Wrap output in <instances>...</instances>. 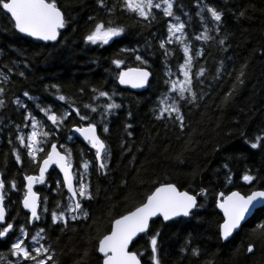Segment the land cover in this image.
I'll use <instances>...</instances> for the list:
<instances>
[{
	"label": "trees",
	"instance_id": "16d2710c",
	"mask_svg": "<svg viewBox=\"0 0 264 264\" xmlns=\"http://www.w3.org/2000/svg\"><path fill=\"white\" fill-rule=\"evenodd\" d=\"M57 2L67 23L56 43H43L19 34L0 13V70L7 71L5 65L12 68L10 81L0 85L7 89L0 97L7 104L0 109V173L6 182L7 215L15 218L14 227L30 216L21 203L23 174H38V164L30 161L24 149L19 150L22 163L15 161L12 148L18 142L14 124L22 123V110H17L11 101L21 96L34 108L31 101L22 97L28 91L39 97L42 104H51L57 110L67 105L55 100L54 90L46 89V85H59L61 93L78 104L90 102L92 88L115 89L118 93L115 99L121 108L109 118V131L103 134L111 152L109 170L104 175L89 169L94 199L84 202L88 218L69 220L65 226L60 222L53 224L50 215L42 214L40 221L26 225L29 234L44 228L43 242L54 253L56 264H102L98 241L109 231L111 220L139 204L158 181H171L186 189L206 188L209 195L198 197L204 206L189 218L170 222L159 219L152 225L153 230L160 232L161 264H264V207L226 242L218 236L222 215L215 207L216 194L221 191L250 194L253 190H264V144L256 149L250 147L256 136H264V0H204L223 12L221 31L212 33L216 39L208 43L193 40V54L196 48L203 49V56L194 61L193 73L200 65L206 72L202 84L193 80L194 90L201 98L194 105L182 104V129L174 120H156L151 111L156 97L166 91L158 40L166 34L170 18L153 9L156 19L147 25L134 14L124 12L119 0H106L108 7L116 6L111 18L123 24L126 32L109 45H91L83 40L93 25L88 18L107 19L105 10L96 0ZM177 3L183 4L193 16L191 37V32L200 27L194 15V0ZM176 11L180 14L178 8ZM220 38H226L224 46L219 45ZM122 47L139 48L146 54L152 76L145 91L122 88L115 80L114 72L118 69L110 60ZM221 61L223 67L217 74ZM178 62H182V52L177 48L168 61L174 72ZM125 66L136 67L138 63L132 56H126V65L122 67ZM34 114L43 118L38 111ZM79 123L73 113L52 139L58 148L64 144L72 150L74 168L79 165L81 150L85 159L93 157L87 144L70 131L73 124ZM125 124L132 127L125 129ZM68 136L73 139L67 140ZM9 138L13 144L8 143ZM49 150L50 144L44 146V153ZM44 153L38 154V161ZM229 172L231 180H226ZM245 173L255 179L245 182L242 179ZM11 179H15L18 190H9ZM58 179L62 181L58 170L52 167L45 175V183L35 187L42 201L47 197L50 210L57 201L63 203L67 195L63 183L57 188ZM11 239L12 236L8 238ZM8 240L0 242V264L16 259L10 255ZM249 244L254 246L252 253L247 251ZM192 248H197L199 255H193ZM132 250L143 253L142 264H151L146 236L140 237Z\"/></svg>",
	"mask_w": 264,
	"mask_h": 264
},
{
	"label": "snow or ice",
	"instance_id": "6c2138e0",
	"mask_svg": "<svg viewBox=\"0 0 264 264\" xmlns=\"http://www.w3.org/2000/svg\"><path fill=\"white\" fill-rule=\"evenodd\" d=\"M96 3L105 10L108 18L96 20L95 17L90 16L88 19L93 21V25L86 32L83 40L85 44L109 45L114 38L122 37L126 28L111 18L116 10L115 5L108 7L106 0H96ZM119 4L124 12L134 14L147 25L156 19L153 9L160 11L163 17L170 18L166 22V34L158 40L166 91L160 92L156 97L151 111L156 120H174L182 129L184 127L182 104L194 105L201 98L194 90L193 80L202 84V77L206 72L205 67L200 65L193 73L194 61L203 56L202 48H196L193 54V40L203 43L215 40L216 37L212 33L221 31L223 12L205 3L204 0H194V15L198 18L200 27L199 30L192 31L190 37L193 16L189 11H185V6L178 4L177 0H119ZM177 8L180 14H177ZM0 13L7 17L8 23L16 32L42 41H57L60 30L64 29L67 23L57 0H0ZM182 16L186 19H182ZM225 39L220 38L219 45L224 46ZM177 48L182 52V62H178L177 71L174 72L168 61L175 55ZM145 55L139 48L117 49L110 63L118 69L114 72V78L119 85H128L133 89L149 86L152 72L149 71V60ZM126 56H132L138 66L122 67L126 65ZM4 67L7 71L0 70L2 77L0 85L10 81L9 73L12 72V68L7 65ZM222 67L223 61L216 69L217 74ZM19 75L24 76V73L20 72ZM45 88L53 89L54 99L66 104L67 107L54 110L51 104H42L39 97L30 95L28 91H24L22 97L31 101L34 108H30L21 96H16L11 101L16 105L17 110H22V123L14 124L15 141L18 142V146L13 145V156L16 163L21 164L19 150L24 149L30 161L38 164V174H23L26 183L21 190V203L23 208L29 211L30 216L26 218L25 223L14 227L12 220L15 218L7 215L6 182L4 175L0 173V242L12 236L13 239L8 240V247L10 255L16 258L8 264H49V262L56 264L53 260L54 253L43 242L46 239L44 228H37L30 235L26 225L40 221L42 214L50 215L53 224L60 222L65 226L69 220L87 219L89 212L84 207V202L94 199L88 178L89 169L104 175H107L109 170L111 152L103 134L109 131V118L114 115L115 110L121 108V104L115 99L117 91L92 88L90 102L78 104L61 93L57 84L46 85ZM6 91L4 86H0V97H3ZM5 107H7L5 99L0 98V109ZM36 111L42 114V119L37 118L34 114ZM73 113L80 123L73 124L70 131L79 134V137L86 142L89 151L93 153L92 159L88 160L81 150L80 162L75 168L72 150L64 144L58 148L57 144L52 142L53 137L65 127V121ZM128 115L130 117L131 112ZM124 127L130 129L132 125L125 124ZM127 135L131 136L132 132L128 131ZM72 139V136L67 137L69 141ZM8 143L13 144V140L9 138ZM49 144L50 150L44 153V146ZM262 144H264V136L258 135L250 142V147L256 149ZM39 153L44 155L38 161ZM52 165L62 173V181L59 179L56 181L57 188L63 183L67 195L63 203L57 201L50 210L47 206V197L42 201L34 186L45 183V174ZM224 167L227 168V164ZM225 179L231 180L230 172L226 174ZM242 179L251 183L255 177L245 173ZM8 184L9 190H18L15 179L9 180ZM208 195V189L203 187L197 191L195 188L178 187L175 182L158 181L139 204L111 220L109 231L98 241L97 251L102 256V264H142L143 253L130 249V245H133L141 235L148 238L151 264H161L158 242L160 232L159 229L153 230L152 225L161 218L162 222H167L176 217L193 215L194 210L204 206L198 197L203 199ZM257 204L264 205V190H253L250 194H241L239 191L217 193L215 207L223 213L222 223L218 225V236L222 240H228L241 226L246 214L256 208ZM188 243L190 244V241ZM184 250L186 248L182 249ZM253 250L254 246L249 244L247 251L252 253ZM192 254L199 255V250L192 248Z\"/></svg>",
	"mask_w": 264,
	"mask_h": 264
},
{
	"label": "water",
	"instance_id": "95a60500",
	"mask_svg": "<svg viewBox=\"0 0 264 264\" xmlns=\"http://www.w3.org/2000/svg\"><path fill=\"white\" fill-rule=\"evenodd\" d=\"M63 29H61L60 30V32L62 31ZM19 34H21V33H19ZM21 35H23V36H25V37H28L26 34H21ZM28 38H31V39H33V40H36V41H40V42H43V43H56L58 40H59V36H58V39H57V41H42V40H38V39H36V38H32V37H28ZM150 80H151V77H150ZM122 88H125V89H129V90H131V91H134V92H142V91H145L147 88H148V86H146L145 88H140V89H133V88H131L130 86H128V85H120ZM75 134V133H74ZM75 136L76 137H78L80 140H82L83 141V139H82V137H79V134H75ZM84 142V141H83ZM84 143H86V142H84ZM52 167H55L57 170H58V172H59V169L55 166V165H52V166H50V168H49V170H48V172L50 171V169L52 168ZM48 172H46V174L48 173ZM60 173V172H59ZM45 174V175H46ZM60 175H61V177H62V173H60ZM25 183H26V181H25ZM35 187H36V185L34 186V190H35ZM65 188V187H64ZM65 191L67 192V190H66V188H65ZM264 207V205H262V204H257L256 205V208H254V209H252V211L250 212V213H248V214H246V217H245V219L241 222V226L237 229V230H235L234 231V233H233V235L234 234H236L240 229H241V227L249 220V219H251L252 217H253V215L255 214V212L257 211V210H259L260 208H263ZM218 209V208H217ZM24 210H26V211H28L27 209H24ZM195 211V210H194ZM218 211L221 213V215L223 216V213H222V211L220 210V209H218ZM29 212V211H28ZM190 217V216H189ZM189 217H183V216H181V217H176V218H174L173 220H177V219H180V218H189ZM161 220H162V218H161ZM173 220H171V221H173ZM167 222H170V221H167ZM233 235L229 238V239H231L232 237H233ZM143 235H141L140 237H142ZM139 237V238H140ZM139 238H137V240L139 239ZM228 239V240H229ZM137 240H135L134 241V243L137 241ZM228 240H226V241H228ZM223 241H225V240H223ZM225 241V242H226ZM133 243V244H134ZM132 247H133V245H130V249L132 250ZM99 254V253H98ZM99 256H101V254H99ZM102 257V256H101Z\"/></svg>",
	"mask_w": 264,
	"mask_h": 264
}]
</instances>
